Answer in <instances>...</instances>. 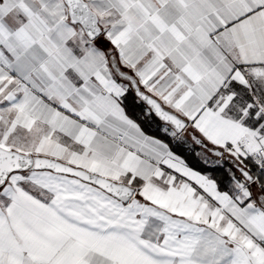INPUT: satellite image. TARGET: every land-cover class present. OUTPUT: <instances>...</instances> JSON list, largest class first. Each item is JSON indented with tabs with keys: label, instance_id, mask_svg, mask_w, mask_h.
Here are the masks:
<instances>
[{
	"label": "snow or ice",
	"instance_id": "obj_1",
	"mask_svg": "<svg viewBox=\"0 0 264 264\" xmlns=\"http://www.w3.org/2000/svg\"><path fill=\"white\" fill-rule=\"evenodd\" d=\"M0 264H264V0H0Z\"/></svg>",
	"mask_w": 264,
	"mask_h": 264
}]
</instances>
